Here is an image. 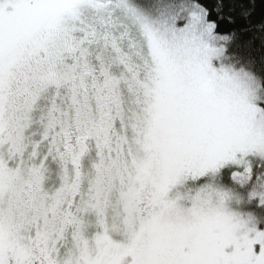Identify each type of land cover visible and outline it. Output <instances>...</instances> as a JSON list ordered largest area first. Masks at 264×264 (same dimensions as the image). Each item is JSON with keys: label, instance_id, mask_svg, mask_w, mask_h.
Returning a JSON list of instances; mask_svg holds the SVG:
<instances>
[{"label": "snow or ice", "instance_id": "6c2138e0", "mask_svg": "<svg viewBox=\"0 0 264 264\" xmlns=\"http://www.w3.org/2000/svg\"><path fill=\"white\" fill-rule=\"evenodd\" d=\"M0 264H264V0H0Z\"/></svg>", "mask_w": 264, "mask_h": 264}]
</instances>
